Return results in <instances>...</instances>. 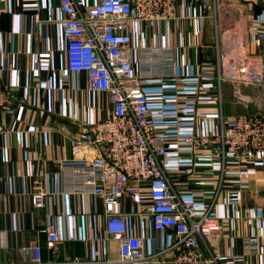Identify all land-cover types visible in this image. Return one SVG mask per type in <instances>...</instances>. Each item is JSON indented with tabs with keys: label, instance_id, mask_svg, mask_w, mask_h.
I'll return each mask as SVG.
<instances>
[{
	"label": "crops",
	"instance_id": "obj_1",
	"mask_svg": "<svg viewBox=\"0 0 264 264\" xmlns=\"http://www.w3.org/2000/svg\"><path fill=\"white\" fill-rule=\"evenodd\" d=\"M77 2L85 9L95 0ZM60 16L58 0H0V77L17 92L16 110L5 117L6 132L0 135V263L30 258L25 247L34 240L43 260L85 259L97 250L109 258L118 255V241L107 239L100 198L60 192L71 141L83 123L100 120L111 108L107 94L88 92L84 73L73 82L61 80ZM133 32L140 47L160 50L162 64L175 62V76L165 68L168 76L146 79L143 86L149 115L167 138L163 164L174 189L199 211L212 205L221 219L217 264H264V229L256 221L264 205V164L244 157L228 158L222 166L212 149L182 140L218 132L236 114L264 116V90L214 78L216 53L243 56L249 65L264 59V0H177L174 18L157 27L136 23ZM139 56L132 51L136 72L143 71ZM36 177L50 193L43 208L29 200ZM121 205L134 209L128 198ZM49 220L62 238L57 256L45 245ZM128 224L131 233L144 236L146 252L174 238L137 216Z\"/></svg>",
	"mask_w": 264,
	"mask_h": 264
},
{
	"label": "built area",
	"instance_id": "obj_2",
	"mask_svg": "<svg viewBox=\"0 0 264 264\" xmlns=\"http://www.w3.org/2000/svg\"><path fill=\"white\" fill-rule=\"evenodd\" d=\"M58 1V24L65 39L61 80L73 82L84 73L88 92L105 93L111 102L103 118L83 123L81 134L71 141L68 162L60 170V192L100 198L107 239L118 241V255L109 258L97 250L85 259L43 260L34 240L25 247L30 258L0 264H217L222 221L212 205L199 211L194 201L174 189L163 164L167 138L149 115L143 90L146 79L165 77V68L175 76V62L168 57L162 64L160 50L140 47L133 32L136 23L157 27L174 18L177 0H95L85 9L77 0ZM133 50L140 53L143 71L134 70ZM214 78L218 84L227 81L264 90V59L249 65L243 56L216 53ZM16 107L17 92L0 77V135L6 132L5 117ZM182 140L193 148L212 149L222 166L228 158L244 157L264 164V116L257 113L236 114L218 132L187 134ZM49 196L43 180L34 178L29 192L32 207H46ZM122 198L130 199L134 209H123ZM261 210L256 221L264 229V205ZM131 216L149 220L154 230L171 232L174 238L146 252L144 236L128 229ZM43 232L47 249L57 256L62 238L53 220Z\"/></svg>",
	"mask_w": 264,
	"mask_h": 264
}]
</instances>
